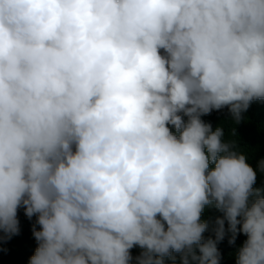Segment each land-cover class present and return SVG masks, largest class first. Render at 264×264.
Instances as JSON below:
<instances>
[{
  "label": "clouds",
  "instance_id": "1",
  "mask_svg": "<svg viewBox=\"0 0 264 264\" xmlns=\"http://www.w3.org/2000/svg\"><path fill=\"white\" fill-rule=\"evenodd\" d=\"M0 230L9 264H220L238 233L264 264V0H0Z\"/></svg>",
  "mask_w": 264,
  "mask_h": 264
},
{
  "label": "trees",
  "instance_id": "2",
  "mask_svg": "<svg viewBox=\"0 0 264 264\" xmlns=\"http://www.w3.org/2000/svg\"><path fill=\"white\" fill-rule=\"evenodd\" d=\"M251 104L249 106V108L242 113V117H247L248 120V127L250 130H252L253 125L256 126V120H255V114H253L251 117ZM201 119L204 120L205 122L208 121H212L215 119V112L211 111L209 114L207 115H203L201 116ZM225 120V118L221 115L216 117V121H222ZM247 123V122H246ZM254 132V131H253ZM246 138V151L247 153L251 154L253 147H254V138L252 135V132H249V134L245 135ZM235 143V148L238 150L237 148V142L234 140H231ZM239 151V150H238ZM252 156V155H251ZM222 215L218 210H215V218L217 216ZM17 218L19 221V228H21L22 225H24L25 223H27L28 221H34L36 219V215H33L31 218L27 217L25 215V211H24V207L20 206L17 209ZM210 218L206 219L209 220ZM225 226L227 227V222L225 224ZM214 226L209 227L208 229H206V231L202 234L204 239H208L209 237L211 238H215V235L212 231V228ZM31 227H29L25 232H23V234L19 237H17V239L15 241L12 242V244L10 245V243L8 245L11 246V259H12V263H17L21 260H23L27 253L29 252V249L31 247V243L28 237V234L31 233ZM39 230V227L38 229ZM4 238H8V236L2 231L0 230V252L2 253V255H5V249H4V244L3 242H5ZM246 239V236L242 233H238L237 235V239L235 244L230 245L228 243V236L226 235L225 238L222 241H219L217 243V248L218 251L220 253V264H235V257H234V252L235 249ZM142 249H140L138 246H134L132 249H130V253L133 257V260L131 262V264H135V257H137L138 255H140ZM197 254L199 255V251L198 249L196 250ZM173 256L176 257V264H180V258H181V253H172ZM6 256V255H5ZM2 256V257H5ZM6 257H10V255L6 256ZM10 260L8 258H1L0 259V264H9ZM165 264H172V261L168 258L165 257Z\"/></svg>",
  "mask_w": 264,
  "mask_h": 264
}]
</instances>
